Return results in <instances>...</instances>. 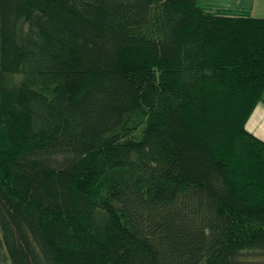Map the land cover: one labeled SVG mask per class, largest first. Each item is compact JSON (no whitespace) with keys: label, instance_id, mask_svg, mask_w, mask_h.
<instances>
[{"label":"trees","instance_id":"16d2710c","mask_svg":"<svg viewBox=\"0 0 264 264\" xmlns=\"http://www.w3.org/2000/svg\"><path fill=\"white\" fill-rule=\"evenodd\" d=\"M264 18L197 0H0V264H264Z\"/></svg>","mask_w":264,"mask_h":264},{"label":"crops","instance_id":"0c3cea01","mask_svg":"<svg viewBox=\"0 0 264 264\" xmlns=\"http://www.w3.org/2000/svg\"><path fill=\"white\" fill-rule=\"evenodd\" d=\"M197 4L214 9L243 10L252 17L264 18V0H197ZM245 127L250 134L264 142V92Z\"/></svg>","mask_w":264,"mask_h":264}]
</instances>
